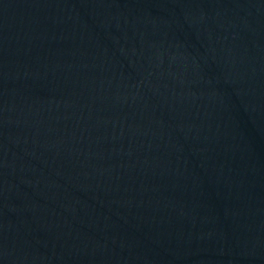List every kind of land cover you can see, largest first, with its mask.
Instances as JSON below:
<instances>
[{"label":"water","instance_id":"95a60500","mask_svg":"<svg viewBox=\"0 0 264 264\" xmlns=\"http://www.w3.org/2000/svg\"><path fill=\"white\" fill-rule=\"evenodd\" d=\"M0 264H264V0H0Z\"/></svg>","mask_w":264,"mask_h":264}]
</instances>
